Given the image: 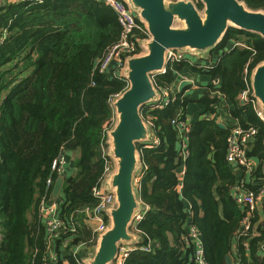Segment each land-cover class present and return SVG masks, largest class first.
Wrapping results in <instances>:
<instances>
[{
    "label": "trees",
    "instance_id": "obj_1",
    "mask_svg": "<svg viewBox=\"0 0 264 264\" xmlns=\"http://www.w3.org/2000/svg\"><path fill=\"white\" fill-rule=\"evenodd\" d=\"M239 1L264 11V0ZM120 35L115 12L93 0H6L1 7L0 264H54L40 208L62 153L72 175L64 177L57 200L64 228L52 251L59 264H87L93 257L96 225L87 213L98 205L93 190L107 168L106 129L114 117L109 103L128 89L127 82L95 72V65ZM138 35L140 46L144 36ZM212 52L222 53L215 64L200 59L193 65L192 57L180 55L182 61L154 78L160 92L177 91L182 72L209 77L211 84L198 101L184 90L162 109L143 107L152 141L138 144L143 165L136 185L146 212L133 228L139 241L124 264H194L191 227L201 234L208 264H227L228 256L234 264H264V221L256 235L238 236L246 213L235 200L239 181L227 160L234 130H256L246 151L257 166L244 190H264V121L252 102L240 100L246 71L249 81L264 62V38L230 28ZM195 102L209 116L189 123ZM217 114L228 116L226 129L211 118ZM177 119L188 126L182 134Z\"/></svg>",
    "mask_w": 264,
    "mask_h": 264
},
{
    "label": "water",
    "instance_id": "obj_2",
    "mask_svg": "<svg viewBox=\"0 0 264 264\" xmlns=\"http://www.w3.org/2000/svg\"><path fill=\"white\" fill-rule=\"evenodd\" d=\"M137 14L150 34L141 43L142 54L127 60L125 77L128 89L115 100L116 123L108 133L109 156L115 172L105 188L115 194L116 208L109 211L110 227L98 241L87 264H116L123 245L134 246L133 232L138 215L145 214L137 194V174L142 167L138 144L152 141L150 125L142 116L145 106L162 102L154 78L163 75L169 52L195 57L218 47L230 28L254 33L264 38V11L249 9L239 0H200V11L193 0H124ZM253 98L264 114V62L251 74ZM193 81L180 83L181 93ZM221 129L226 127L219 124ZM65 178L56 180L52 195L58 200ZM227 264H232L230 257Z\"/></svg>",
    "mask_w": 264,
    "mask_h": 264
},
{
    "label": "built area",
    "instance_id": "obj_3",
    "mask_svg": "<svg viewBox=\"0 0 264 264\" xmlns=\"http://www.w3.org/2000/svg\"><path fill=\"white\" fill-rule=\"evenodd\" d=\"M6 0H0V9L4 5ZM11 1V0H9ZM16 2H30L40 0H13ZM100 2L105 6L112 9L118 17L119 24L121 26V35L119 41L114 46L110 47L105 55L99 59L95 65V72L100 74L108 73L114 78L127 82L125 77V70L127 67V60L131 57H137L142 54V51H139L141 48V43L146 40H150V34L147 31L144 24L139 20L137 14L130 8V6L124 0H93ZM140 35L144 36V40L139 44V39L136 37ZM179 59V60H178ZM182 61V57L177 52H169L168 54V64L176 63ZM166 73V72H165ZM164 73V74H165ZM246 83L247 88L241 94L240 100L247 104L253 103L257 108L258 116L264 121V114L259 109L257 101L253 98V91L251 87L250 80L248 81V71H246ZM128 83V82H127ZM162 102L157 104V108H164L170 103L172 99L175 98L176 92L173 93L171 90L162 89L161 90ZM121 95H117L115 98L111 99L110 106L113 110L114 117L109 128L106 129V135L108 138V133L113 129L116 123V116L114 110V102ZM173 124L178 126L183 133L184 130L188 129V126L185 122H181L178 119L173 120ZM256 134V130H250L249 133H245L241 129H235L232 137L229 141V150L227 155V160L230 164L243 167L247 171H252L251 162L247 157L246 143L249 138ZM157 143V141H155ZM108 151L106 152L105 157L107 158V168L101 185L94 188L93 196L98 200V205L92 211H88V216L91 220L97 225L95 229V246H97L99 238L107 232L110 227V218L109 211L116 208V197L115 194L109 192L105 188V182L110 174L115 172V163L109 156V138L107 139ZM68 159L65 154H61L52 165V175L47 181V194L44 199L41 201L40 213L42 215L43 221L46 225L47 234H48V249L50 251V258L54 264H59V260L54 251H52V241L58 238L59 233L64 228V224L59 217V204L53 195L50 197L47 196L49 190L53 189L56 180L60 177H65L67 169ZM55 176V177H54ZM264 199V190L259 194L254 192H247L241 194L237 197V202L240 206L245 207L249 213L253 212L258 203ZM106 218L109 219L107 222ZM144 218V214L137 216L135 220V226L138 225ZM250 230L248 222L245 221V227L243 234ZM192 244L195 247L193 256L191 260L194 264H208L205 259V251L203 245L201 244V236L196 227L190 228V238ZM96 248V247H95ZM132 247L128 245L121 246L120 255L116 264H124L125 259L129 255ZM134 248V247H133ZM148 251V249H145Z\"/></svg>",
    "mask_w": 264,
    "mask_h": 264
},
{
    "label": "crops",
    "instance_id": "obj_4",
    "mask_svg": "<svg viewBox=\"0 0 264 264\" xmlns=\"http://www.w3.org/2000/svg\"><path fill=\"white\" fill-rule=\"evenodd\" d=\"M237 45H239V44H237ZM194 58L195 57H193L191 59V61L189 60L191 63L195 62L194 64H198L197 61L199 62V60L202 59V58H197V59H194ZM202 62H205V61H202ZM202 62H200L201 64L198 66L199 68H201L203 66ZM203 69H205V68H203ZM189 74H190L189 72L188 73L182 72V73L177 74V83H178L177 86H178V88H179L180 83L183 82V81H193V85L192 86H188L186 89H184L186 97L190 98V92H192L193 90L197 89L198 84L206 85L205 87L201 86L202 91H200V90L198 91L199 93L203 94V92L206 90L207 85L211 84L210 78L206 77V76H203V75L202 76H198V75H194V74H190V75ZM215 84H219V81L217 80L215 82ZM188 89H190V90H188ZM172 91H173V93L174 92L179 93L178 90L175 91L173 89ZM215 108H216V106H215ZM203 112H205V109L201 105L194 106L192 110H190V108H189L188 122L192 123V122H196L198 120L200 121L202 119L207 118L209 116V114L207 113V114L203 115L202 114ZM211 118L214 119L218 123V125L221 123L222 125H224L227 128V125L225 123L228 121V119H227L228 116H225V117L222 118V117H220L217 114V115H211ZM67 159L69 160L68 157H67ZM69 162H70V160H69ZM250 162H251V169L253 171V169L256 168L257 163H256L255 160L250 161ZM142 165H143V163H142ZM230 165H231V168L234 171V174L237 177V181H239V185L235 188V196H234L235 200L237 202V197L239 195L247 193V192H252V191L244 190V184H249L250 183V176H251L250 173L252 171L250 172V171H247L243 167L235 166V165H232V164H230ZM69 175H72V170L70 169V163L69 164L67 163V169H66L65 177H67ZM138 175H139V172H138L137 176ZM237 204H238V202H237ZM186 207H187V209H189L190 208L189 204H187ZM243 209H244V213H246V216L243 219L242 224H241L243 226V230H242V232L240 234H238L239 238L240 237H244V236L256 235L257 234V228H259V226L261 225V222L264 221V199L260 203H258L256 209L253 212H251V213H249L248 210L245 207H243ZM142 210H144V212H146V208L143 205V203H142ZM245 221H247L248 222V226H250V232H249L248 235H244L243 234L244 227H245ZM8 228H9V224L8 223L4 224L3 229H4L5 233L8 231ZM199 234H200V232H199ZM201 244L202 245L204 244L202 238H201ZM130 247H133V246L130 245ZM235 248H236V244L233 245V249H235ZM94 249H95V247H94ZM228 257H230V256H228ZM230 259L232 261V264H234L233 258L230 257ZM226 263H227V261H226Z\"/></svg>",
    "mask_w": 264,
    "mask_h": 264
},
{
    "label": "rangeland",
    "instance_id": "obj_5",
    "mask_svg": "<svg viewBox=\"0 0 264 264\" xmlns=\"http://www.w3.org/2000/svg\"><path fill=\"white\" fill-rule=\"evenodd\" d=\"M194 1V0H193ZM195 2V1H194ZM196 3V2H195ZM222 56V53H211L210 51H208L207 53H204V54H200L198 56H196V58L194 59H197V58H202V59H205V60H208V61H211L213 64L217 63L219 61V59L221 58ZM179 60V59H178ZM195 63V62H194ZM194 63H192L194 65ZM206 64V62H203L202 65L204 66ZM209 68V66L207 67V69ZM207 81V80H206ZM202 87H205L206 85L204 84H198V87L197 89L193 90L192 92H190V98L194 101H198L200 98H201V95L202 93H199L198 91H202ZM190 90V89H188ZM200 103L199 102H195L194 105H191L189 108L190 110L193 109L194 106H199ZM133 249V247L131 248Z\"/></svg>",
    "mask_w": 264,
    "mask_h": 264
}]
</instances>
